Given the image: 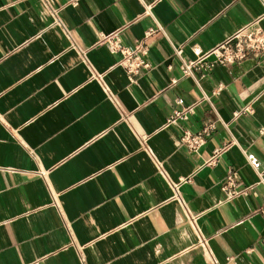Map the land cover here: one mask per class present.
<instances>
[{"label":"crops","instance_id":"0c3cea01","mask_svg":"<svg viewBox=\"0 0 264 264\" xmlns=\"http://www.w3.org/2000/svg\"><path fill=\"white\" fill-rule=\"evenodd\" d=\"M263 15L264 0H0V264H264V56L181 69ZM114 33L147 48L135 81ZM208 124L190 151L183 130Z\"/></svg>","mask_w":264,"mask_h":264},{"label":"built area","instance_id":"2783aa9c","mask_svg":"<svg viewBox=\"0 0 264 264\" xmlns=\"http://www.w3.org/2000/svg\"><path fill=\"white\" fill-rule=\"evenodd\" d=\"M153 32H155V29H149L147 36L151 35ZM105 41L111 53H119L121 55L118 65L126 70L131 81H135L142 70L151 67V63L147 57V48L142 44H138L136 47H127L122 44L118 33L106 37ZM195 52L196 57L194 59L182 62L181 69L184 75H189L196 69L202 72L209 71L214 66V63L208 60L210 55L216 57V63L225 65L240 63L251 57L261 58L264 56V30L259 25V19H257L238 29L231 37L214 49L205 52L197 48ZM177 54L181 56V49L177 50ZM177 102L183 105L182 99H178ZM244 110L250 111L251 106H247ZM191 112L192 108L183 106L181 110L175 111L170 118V123H178L179 120H187ZM239 115L240 112L235 113V117ZM214 130V124L203 126L196 133L184 129L181 134V142L186 145L190 151L197 152L207 138L212 135ZM238 185L237 171L230 170L223 183V189L229 193L230 198H234L240 193L238 191ZM174 190L175 194L178 193L176 188ZM180 199L185 208L188 209L184 197L180 196ZM260 211L264 214V206L260 208ZM262 242H264V237L262 238Z\"/></svg>","mask_w":264,"mask_h":264}]
</instances>
